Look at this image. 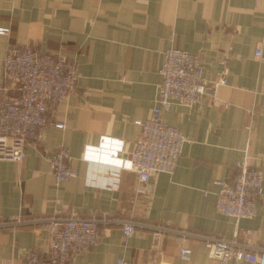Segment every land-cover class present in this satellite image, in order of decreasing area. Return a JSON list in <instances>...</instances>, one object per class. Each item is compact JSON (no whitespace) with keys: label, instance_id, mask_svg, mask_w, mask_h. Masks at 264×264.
<instances>
[{"label":"crops","instance_id":"1","mask_svg":"<svg viewBox=\"0 0 264 264\" xmlns=\"http://www.w3.org/2000/svg\"><path fill=\"white\" fill-rule=\"evenodd\" d=\"M0 28L9 30L0 34V79L8 48L22 44L66 57L78 75L25 158L0 160V223L70 212L115 220L100 225L98 244L73 264H115L119 257L130 264H215L202 239L181 242L155 235L150 225L228 239L237 233L236 240L264 247V0H0ZM170 47L200 55L209 84L197 104H173L162 115L185 139L173 174L141 183L122 171L118 190L88 186L85 147L112 139L124 143L119 156L128 154L140 139L136 122L156 104ZM224 67L226 82L215 86ZM6 96L0 91V105ZM60 146L76 176L56 184L46 156ZM245 160L261 170L263 195L256 217L236 221L217 213L215 182L232 181ZM120 220L142 226L127 238ZM49 245L45 222L0 227V264L47 256ZM182 246L191 250L187 260L179 257Z\"/></svg>","mask_w":264,"mask_h":264},{"label":"built area","instance_id":"2","mask_svg":"<svg viewBox=\"0 0 264 264\" xmlns=\"http://www.w3.org/2000/svg\"><path fill=\"white\" fill-rule=\"evenodd\" d=\"M8 32V29L0 28V34ZM261 54V48L257 47L255 55L259 57ZM203 70L200 55L175 47L167 48L159 69L161 84L156 104L149 117L136 122L141 129L140 139L133 143L125 157L118 155L124 147L122 141L108 139L97 147L86 146L82 156L87 163L86 184L118 190L122 171L135 172L141 183L156 173L173 174L185 139L181 130L168 125L162 115L173 104L190 107L200 101L209 86ZM227 73L224 67L214 85L224 84ZM77 79L75 63L64 56L39 52L26 44L8 48L0 79V91L7 94L0 105V160L21 162L25 158L31 143L41 139L40 132L47 124L49 110L76 89ZM55 126L62 128L63 124ZM106 142L108 153L104 147ZM70 159L64 146L46 156L49 173L56 184L76 176ZM215 184L218 186L217 213L236 221L256 217L257 205L263 195L260 169L245 160L237 163L232 181H216ZM39 221L45 222L49 228V255L31 253L20 264H73L76 256L89 252L98 244L100 225L115 220L94 215L83 217L70 212L36 220L17 218L0 223V227ZM119 223L127 238L135 234L137 226H142L133 220H120ZM149 227L155 235L171 234L181 242L187 238L202 239L215 264H228L229 260L264 264V247L236 240L237 233L235 239H228L167 226ZM190 254L188 247L180 248L179 257L182 259H189ZM115 264L130 263L119 257Z\"/></svg>","mask_w":264,"mask_h":264},{"label":"bare ground","instance_id":"3","mask_svg":"<svg viewBox=\"0 0 264 264\" xmlns=\"http://www.w3.org/2000/svg\"><path fill=\"white\" fill-rule=\"evenodd\" d=\"M106 144H108V142H106L105 145H106ZM105 145H104V147H105ZM105 148H106V151H107V153H108V151H109V150H108V147H105ZM111 158H112V157H111ZM112 160H113V158H112Z\"/></svg>","mask_w":264,"mask_h":264}]
</instances>
